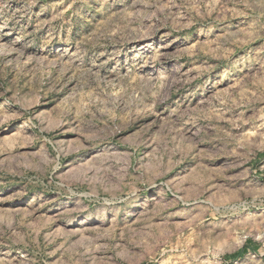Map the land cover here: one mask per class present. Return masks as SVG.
Listing matches in <instances>:
<instances>
[{"label": "rangeland", "instance_id": "1", "mask_svg": "<svg viewBox=\"0 0 264 264\" xmlns=\"http://www.w3.org/2000/svg\"><path fill=\"white\" fill-rule=\"evenodd\" d=\"M0 264H264V0H0Z\"/></svg>", "mask_w": 264, "mask_h": 264}, {"label": "crops", "instance_id": "2", "mask_svg": "<svg viewBox=\"0 0 264 264\" xmlns=\"http://www.w3.org/2000/svg\"><path fill=\"white\" fill-rule=\"evenodd\" d=\"M247 249V248H246ZM245 251V250H244Z\"/></svg>", "mask_w": 264, "mask_h": 264}]
</instances>
